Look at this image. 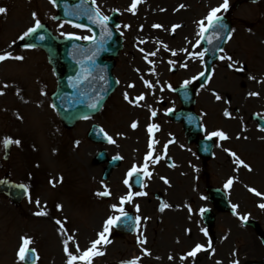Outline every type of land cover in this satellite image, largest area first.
I'll return each instance as SVG.
<instances>
[{
	"label": "rangeland",
	"instance_id": "1",
	"mask_svg": "<svg viewBox=\"0 0 264 264\" xmlns=\"http://www.w3.org/2000/svg\"><path fill=\"white\" fill-rule=\"evenodd\" d=\"M99 1L102 9L106 12L119 8L120 20L125 24V46L119 55L115 71L118 77H126L124 82H127L125 74L127 72L130 73L132 79L141 75L154 80L155 84H160L163 87L170 83L171 85L180 84L183 79L184 82L190 81L191 78L199 75L203 60L198 58V54L202 52L197 43V38L200 37L198 22L204 20L206 25L208 13L213 8L222 5L223 0H142L136 8V11L140 13L138 15L144 16L148 13L151 15L147 19V25L135 27L139 28L140 33L136 36V41L132 40L131 32L127 31V27L130 26L129 18L132 14L129 9L133 0ZM235 1L229 0V6L234 5ZM144 3H147L146 6H143ZM139 5L142 7L141 12L138 8ZM151 5L153 6L151 7ZM161 7H168L172 12V16L164 21L159 17L161 15L159 13L163 14L164 12ZM0 8L6 9L5 14H0V52L24 58L20 61L7 60L0 68V89L4 93V95H0V141L6 137L20 141L19 147L13 144L11 157L8 161L3 160L4 149L0 144V177L9 175L14 181L25 183L30 191L28 198L20 207H14L5 197L0 196V264H24L17 256L22 244V237L30 238L33 241L29 247L37 252L36 264H67V256L63 250L65 240L71 237L74 241V243L69 242V251L73 254L78 255L75 252L76 244L79 245L81 251L89 248L91 246L89 240L98 238V233L101 230V226L98 225L100 223L97 224L93 220L98 217L97 221L99 222L105 215L110 217L113 204L109 203L108 205L97 199L93 192L99 188L98 184L90 179V175L85 172V169L82 170L84 174L81 173L80 161L82 163L86 159H90L92 153L98 150L90 145V141L86 140L87 123L81 121L70 130L63 127L52 108L50 96L55 91L57 83L46 55L36 49L18 47L17 41L34 26L33 13H36V18L40 23L48 24L52 29H57L59 33L69 30L70 26L55 19L56 11L49 0H0ZM232 17H234V37L226 49L230 52L231 48H234L238 66L243 63L247 64L254 72H250L251 74H262L263 79L264 0L257 4L241 5L233 11ZM150 23L152 26L154 24L161 25V28L156 31L164 29L166 32L158 33L152 41V37L150 39L148 36L153 30ZM176 25H179V30L172 34L171 27ZM175 35L177 39H181L179 43L174 38ZM173 51L177 53L176 56L171 54ZM152 52H156L155 56H151L153 59L148 57L145 59V53ZM135 60L136 64L131 65ZM222 63L223 61L219 63L221 64L220 68L214 70L210 78L211 82L209 81L210 83L205 85L207 87L198 91L195 107L198 113L204 118L206 117L204 120L211 131H223L229 139L218 141L216 157L214 161L210 160L206 166H203L196 153L194 155L191 149L194 144L187 146L184 143L186 145L184 150L187 152L188 158L184 159L183 167L180 165L181 161L177 160L178 150H174L173 154H170V159L163 160L166 164L169 161L173 165L176 164L173 169L184 171V177L182 173L180 175L184 184V193L181 194L184 196V231L188 234L190 229L202 240L204 238L200 231L211 233L203 224L199 211L200 208L209 205L206 187H222V183L227 177L234 176L235 167L231 168L232 162L228 161L229 157L224 149L233 151L235 157L246 160L247 162H243L253 167L254 171L250 173L241 170L244 176L240 178L242 183H237L234 191L227 195L230 202L240 208L236 210L235 214H238L239 217L248 215L249 221L253 222L256 228H260L264 235V209L261 210L258 206L264 198H256L248 192V188L252 187L264 194V144H259L261 142L252 138L256 136L255 128L247 130L242 123L240 125V120L237 118L239 115L235 113V107H239L240 112L244 113L241 116L248 117V121L251 122L250 113L264 116V105L259 96L248 99L240 107V90L237 91L235 88L237 87L235 78L239 77L229 72L225 68V63ZM172 65L180 69L177 77L169 76ZM155 75L159 77L156 79ZM5 84L8 85L7 88L3 87ZM122 84L120 81L119 90L126 89V85L122 86ZM255 84L253 82V86ZM253 90L257 89L253 88ZM217 94H221V98H224L226 104V94L230 95L231 100L233 98V108L230 113L236 120L232 124L230 121L224 120L226 110H223L226 105L224 101L223 103H220V100L217 101ZM115 104L117 108L116 101ZM109 112L106 115L108 120H110ZM246 118L244 119L247 120ZM247 132L250 134H245ZM131 135V141L140 139L139 134ZM111 136L118 139L117 144L111 150L117 152L119 145L121 147V140L113 133ZM254 141L257 142V145L252 144L255 143ZM55 143L58 144L55 145ZM72 148L77 150L78 156L72 154ZM123 148H127V143L123 144L121 149ZM69 149L71 157L75 159V167L68 158ZM165 167L167 168V166ZM163 169L165 168L163 167L161 170L163 171ZM261 169L262 172H259ZM241 192L242 197H240ZM37 200L40 202L39 208L35 203ZM141 203L143 206L146 204ZM57 206H60L61 210H58ZM103 208L106 211L100 215ZM153 208L155 211V205ZM187 209H191L189 214L186 213ZM41 210L46 211L48 215L44 217L34 215L35 212ZM95 213L98 214L93 216ZM235 214L231 212L216 213L212 232L215 241H221L226 259L225 261L222 258L219 261L221 264H232L234 260L241 259L240 264H264V256H257L256 253H251L249 250L252 247L249 239L251 234V238L256 239L257 245L264 251V245L257 229L248 224L244 225L237 217H234V223L229 222L227 218H231ZM186 215L200 223L198 227L187 225ZM153 217L154 222L155 216ZM56 220H60L64 225L66 234L61 231ZM237 225L246 230L245 238H237L234 235ZM144 229L145 226L142 228L140 237L146 239V244L137 245V235L125 238L117 235L112 236V238L110 237L112 243L104 247L98 246L99 250L106 252V257L100 260L95 257L93 264H127L130 260H135L138 264H173L171 260H175L174 257L180 259L182 254L187 257L188 250L198 240L196 238L191 242V238L185 237V234L184 240H182V228L177 230L167 218L163 219L160 226L154 224L152 228H147L146 231ZM142 249L149 252L150 255L145 256ZM181 260L183 264H197L199 261L190 257Z\"/></svg>",
	"mask_w": 264,
	"mask_h": 264
},
{
	"label": "snow or ice",
	"instance_id": "2",
	"mask_svg": "<svg viewBox=\"0 0 264 264\" xmlns=\"http://www.w3.org/2000/svg\"><path fill=\"white\" fill-rule=\"evenodd\" d=\"M141 2H142V0H133L129 10L132 11L133 14H135V10L137 8V5L139 3H141ZM49 3H52L53 5H55V0H49ZM93 3H94V0H93ZM181 7H184V6L181 5ZM228 9H229V0H223L222 5H220L219 7L213 8L208 13V15L206 17V26H205V21L204 20H201V21L198 22L199 25H200V31H199L198 35L203 38L205 33H207L209 31V29H213L214 31L218 30V29L219 30H224L225 26L222 23H218V21H222V17L219 16L218 13H220L221 11L227 12ZM5 13H6V9L0 8V14H5ZM93 16L95 17L94 19H92ZM89 18L92 19V22H94V23H96V24H98V25H100L102 27L106 26V23L108 21V17L107 16H103L99 12V10H96L94 13H92ZM33 20L35 21L34 26L31 27L27 32H25L24 36H22L21 39H23L26 36H30V35L36 33L37 30L41 27V24H40L39 20L36 18V13H33ZM72 26L73 27H79V25H76V24H74ZM61 27H63V25H61ZM154 27L160 28L161 25H154ZM176 27H179V25H176V26L173 27V29H172L173 32L175 31ZM61 35H64V33H61ZM39 38L41 40L43 39V37H39ZM216 38L219 39L220 37L217 36ZM66 39H76V40H78V39H81V37L68 35V36H66ZM84 39H88V38L84 37ZM228 39H231V36H229ZM208 42L212 43V40L209 39ZM165 50L167 51L166 46H165ZM220 50L223 51V49H220ZM171 54L173 56L177 55V53L175 51H173ZM93 55H95V53H93ZM148 55L155 56L156 52H152L150 54L149 53H145V59H147ZM204 55H205L204 52H200L198 54V58L203 60L204 59ZM10 59L11 60L20 61V60H23L24 58L22 56H12L10 53L0 54V63H2L4 61H7V60H10ZM220 59L221 60L232 61V58L230 56H221ZM93 63H94V61H93ZM228 67L232 68V63H229ZM235 70L239 71V72H242V71H244V67L240 66V67H237ZM152 74H154V73H152ZM202 75H203V73H200V76H202ZM200 76L195 77V79H199ZM249 79L255 80L256 78L250 76ZM258 82L264 83V81H258ZM190 83H192V81H185L184 82V87L186 88ZM3 87L7 88L8 85L5 84V85H3ZM128 87L132 88V87H135V85L129 84ZM145 87L148 88V89H151V88H153V84L150 83V82H145ZM0 95H4V93L0 92ZM249 95L250 96H258L259 94L253 92V93H250ZM102 98L103 97H101V99ZM124 99L126 101H128L130 104H132L133 107H140L141 105H140L139 102L145 100V96L144 95H140V96L135 97L134 99L130 100L128 94L125 93ZM216 99L220 100L221 97L219 95H216ZM90 107H95V105H90ZM224 115L226 117H228L229 113L227 111H225ZM155 116H156V113L152 112V117H155ZM131 127H132L133 130H135L138 127V125H137V123L134 122V123H132ZM262 130H264V129H262ZM147 131H148V134H149V144H148V154L144 158V166H143V168H137L136 166H133V168L128 172V176L129 177L133 176L134 174L142 172L144 175H146V176H148L150 178L152 174L148 171L149 161H152L153 163H159L160 160H163L165 158L164 155H158L153 160L154 149H155V145L157 143V141H155L153 139V137H154V132L158 131V126L153 124V125L148 127ZM101 132H103V130H101ZM214 137L219 138V140H221V141H226V140L229 139V137L223 131H214V132L210 133L206 138L208 140H212ZM104 138L110 144H114L115 143V141L112 139V137L108 136L106 133H104ZM237 139H239V137H237ZM245 139H247V137H245ZM0 144H2L3 148L6 150V149L9 148L10 145H13V144H15L17 147H19L20 141L19 140H13L11 138H7L6 137L2 141H0ZM224 151L227 152L229 156L235 157V153H232L228 149H224ZM164 152L165 153L167 152V145L164 146ZM116 159H120V157H116ZM233 162L237 165V167H243V168L247 169L249 172L252 171L251 167L248 164L244 163L242 160H240L238 157H235ZM61 182H62V180H61ZM164 182L166 184L168 183L167 180H165ZM0 183H2V182H0ZM50 183H52V182L50 181ZM124 184L126 186L128 185V180L127 179L124 180ZM232 184H233V180L229 179L227 181V183L225 184V188L226 189L230 188L232 186ZM53 186H55V185L53 184ZM18 187L23 188L25 192L28 191V189L24 185H19ZM248 191L250 193H252L253 195H255V196L264 198V196H262V194L260 192L256 191L253 188H248ZM96 195L101 196V197H107V196L110 195V192L107 189H105L103 192H99ZM136 195H138V196H146L147 193L146 192H138V193H136ZM132 199H133V194H132L131 191H129L127 196L120 198V207H117L116 205L112 206V211L115 212V213H118V215L110 216L105 221L103 231L98 233V238L91 243V246L89 248H87L84 251H81V249L79 248V245L76 244L75 245V252L78 253V255L77 254H73L71 251H69V242L72 241V238L68 237L65 240L64 249H63L65 255L67 256V264H93V259L95 257L103 256L105 253L103 251L99 250L98 246H105V245H108V244L112 243V241L110 239H108V236L110 235V230L113 227L120 226L122 224L123 220L127 219L128 213L125 211L123 205H125L126 203H131ZM29 202L31 203V199L30 198H29ZM35 203H36V206L39 208L40 207L39 200H37ZM258 206L261 209H264V203H261ZM166 207H169V206L166 205V204L163 205L160 208V211L163 212ZM57 209L61 210V207L57 206ZM136 211L137 212L139 211V207L138 206L136 208ZM189 211H191V209H189ZM205 211H207V209H202L201 213H203ZM235 213H236V206H233V214H235ZM34 215H36L38 217H44V216H47L48 213L46 211L41 210V211L35 212ZM239 218L241 219L242 222H246V220H247V217H239ZM135 222H136L137 225L140 224V217L139 216H137L135 218ZM56 224L60 225L61 231L66 234V230L64 229V225L61 223V221L60 220H56ZM205 235H207L206 232H205ZM21 239H22V244H21V246H20V248H19V250L17 252V256H18V258H19V260L21 262H25L27 260L28 254L31 251H33L29 247L33 243V241L30 238H27V237H22ZM137 239H138V243L141 244V245L147 243L146 239H143L140 236H138ZM72 242L74 243V241H72ZM208 247L211 248V242L210 241H209ZM206 250L207 249H205L203 246L196 245V247L192 251L187 253V257L195 258L198 253H200L202 251H206ZM142 251H144V250L142 249ZM144 255L145 256H149L150 253L147 252V251H144ZM187 257H182L181 259H187ZM169 259H171V257H169ZM127 264H138V262L134 260V261L127 262ZM217 264H221V262L217 261ZM234 264H239V261L238 260L234 261Z\"/></svg>",
	"mask_w": 264,
	"mask_h": 264
},
{
	"label": "water",
	"instance_id": "3",
	"mask_svg": "<svg viewBox=\"0 0 264 264\" xmlns=\"http://www.w3.org/2000/svg\"><path fill=\"white\" fill-rule=\"evenodd\" d=\"M71 3L74 2L71 1ZM60 9L62 10V8ZM62 13L63 12L61 11V14ZM80 22L85 21L80 20ZM40 33L44 34V38L42 40L39 38ZM28 40L44 48L49 53L50 58L53 60V64L58 65L59 62L64 63V69L61 72L65 73H63L60 78V82L63 84V88L56 95V107L58 108L63 121L67 124H71L84 115L97 112L101 107L103 101L99 102V105L96 109L92 111L86 110L90 107L91 101L90 98H87L90 95V93L87 91H98L100 87H96L93 89H90L89 87L87 90V88L83 86L84 79L82 75L85 74V70L88 71L87 66L90 67V70H95L96 65L101 64L103 65V67L106 66L110 70V64L101 63L100 61L99 64L97 62H95V64L93 65L88 64L90 57L89 53L71 54V43L66 41L60 42L56 40L46 29H40L36 33L32 34ZM60 49L63 50L62 55L59 53ZM104 54H106V52H104ZM104 54L103 56H106ZM211 62H208V64L210 65ZM79 91L81 92V94ZM184 93L186 94L187 92L184 91ZM58 102H60V104ZM193 103V92L189 91L188 97H184V104L186 107H190L193 105ZM0 192H4L12 199H16L17 195L20 192L22 194L23 189L14 184L4 182L3 184L0 183Z\"/></svg>",
	"mask_w": 264,
	"mask_h": 264
},
{
	"label": "bare ground",
	"instance_id": "4",
	"mask_svg": "<svg viewBox=\"0 0 264 264\" xmlns=\"http://www.w3.org/2000/svg\"><path fill=\"white\" fill-rule=\"evenodd\" d=\"M146 4L147 3H144L143 4V6H146ZM153 5H151V7H152ZM139 10H140V12H141V10H142V7L139 5ZM162 9L161 10H164V12H163V14L162 13H159V14H161V15H159V17L164 21L166 18H170V16H172V12H171V9L170 8H168V7H161ZM178 15V14H177ZM140 19H141V16L139 17ZM158 33H162V32H157V34ZM156 34V35H157ZM155 35V36H156ZM155 36H153V37H155ZM182 156H184V155H182ZM229 222H232V223H234V220L231 218V219H229ZM244 234H247V232H246V230H244L243 228H241V226L240 225H237V230H236V232H235V236L237 237V238H245L244 237ZM193 236H194V234H193ZM195 237V236H194ZM249 239H250V241H251V244H252V247L251 248H249V250H250V252L251 253H256L257 254V256H260V257H262L263 255H264V251H263V249H261L260 247H259V245H257V240L255 239V240H253V238H251V234H250V236H249ZM212 250H214L213 248H212ZM202 255H203V257H202V255H200V253H198L197 254V256L195 257V258H192V257H190V258H192V259H194V260H199L198 262H197V264H213V263H215V264H217V261H216V259H219L218 257H216L215 256V258H212L211 259V255H209L208 253H201ZM246 254V253H245ZM253 258H255V257H253ZM252 258V259H253ZM252 264H256V263H252Z\"/></svg>",
	"mask_w": 264,
	"mask_h": 264
}]
</instances>
